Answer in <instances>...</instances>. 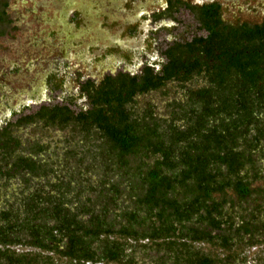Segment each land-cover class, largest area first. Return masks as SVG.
I'll use <instances>...</instances> for the list:
<instances>
[{
	"label": "trees",
	"instance_id": "obj_1",
	"mask_svg": "<svg viewBox=\"0 0 264 264\" xmlns=\"http://www.w3.org/2000/svg\"><path fill=\"white\" fill-rule=\"evenodd\" d=\"M183 6L207 34L169 46L160 69L90 80L89 108L42 104L0 127V191L23 184L0 202V264H264V20L182 0L154 18ZM195 78L207 84L168 116L138 106ZM22 126L47 134L23 146Z\"/></svg>",
	"mask_w": 264,
	"mask_h": 264
},
{
	"label": "rangeland",
	"instance_id": "obj_2",
	"mask_svg": "<svg viewBox=\"0 0 264 264\" xmlns=\"http://www.w3.org/2000/svg\"><path fill=\"white\" fill-rule=\"evenodd\" d=\"M3 1L8 3L11 24L0 36V116L10 120L42 104H66L75 112L89 108L88 98L80 92L84 79L99 81L110 72L140 73L146 64L158 69L169 46L207 34L184 6L173 15L155 19L171 0ZM182 1L192 5L218 2L225 21L231 24L264 20V0ZM204 83L199 79L191 84ZM181 97L180 85L173 82L139 95L136 101L140 108L153 104L157 113L168 116V102ZM17 132L25 145L47 134L35 126H22ZM50 134L53 137L44 140L55 145L64 132L51 130ZM22 185L19 179L11 180L0 191V202L19 192Z\"/></svg>",
	"mask_w": 264,
	"mask_h": 264
},
{
	"label": "flooded vegetation",
	"instance_id": "obj_3",
	"mask_svg": "<svg viewBox=\"0 0 264 264\" xmlns=\"http://www.w3.org/2000/svg\"><path fill=\"white\" fill-rule=\"evenodd\" d=\"M169 3H170V1H168V3H167V5H166V8H164V12H168V10H169ZM155 16V15H154ZM222 18H223V20L225 21V19H224V17H223V15H222ZM228 23V22H227ZM241 23H243V22H241ZM231 24V23H230ZM4 27V26H3ZM149 65V64H148ZM150 66H154L155 67V65H150ZM144 68V67H143ZM156 69V68H155ZM158 69H160V68H158ZM158 69H156V70H158ZM143 70V69H142ZM142 70H140V72L142 71ZM119 73H121V72H117V73H112V72H110V73H107L103 78H101L99 81H97V79H94V78H86V79H84V81H81V83H80V92H81V90H82V86L84 85V84H86L88 81H93L97 86L101 83V82H103V80L106 78V76H109V75H111V76H118L119 75ZM123 73H129V74H131V75H134V74H136V73H133V72H123ZM199 79H203L204 80V84H203V86L205 85V84H207V82H206V79L205 78H195V80L194 81H199ZM264 84V80L263 81H261L260 82V85H263ZM203 86H199V87H194L190 82L187 84V86H185V87H183L182 89L183 90H181V92H182V97H181V99L182 100H184L183 101V103L184 102H186V100H185V97H184V91H186L187 89H189V88H192V90L194 91V92H198ZM238 88H240V89H242L241 87H237L236 89H238ZM41 106V105H40ZM39 106V107H40ZM38 107V108H39ZM13 112H17L16 110H14ZM5 119V120H4ZM8 120H9V118H8V116L6 115V116H4V117H1L0 116V122H2V121H4L3 122V124H1L0 125V127H2L3 125H5L7 122H8ZM17 135H19L18 133H17ZM58 138H60V136L58 137ZM57 138V139H58ZM22 141V140H21ZM22 143H23V141H22ZM23 146H25V144L23 145Z\"/></svg>",
	"mask_w": 264,
	"mask_h": 264
}]
</instances>
